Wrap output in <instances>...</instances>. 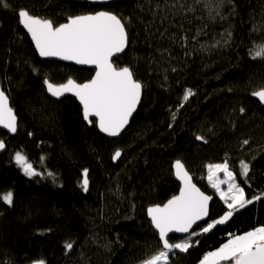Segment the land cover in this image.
Here are the masks:
<instances>
[{"label":"trees","instance_id":"16d2710c","mask_svg":"<svg viewBox=\"0 0 264 264\" xmlns=\"http://www.w3.org/2000/svg\"><path fill=\"white\" fill-rule=\"evenodd\" d=\"M20 10L54 25L101 11L124 22L129 46L114 64L132 70L144 95L120 139L94 120L89 128L74 98L48 95L45 80L83 84L95 72L42 60ZM262 44L264 0H0V90L20 121L16 135L0 130V194L13 193L11 205L0 201V264H142L163 249L147 213L180 191L176 161L215 197L210 222L228 209L207 183L208 165L226 162L253 202L208 233L198 227L194 246L174 250L169 264H199L231 236L264 226V106L253 95L264 90V58L252 54ZM17 152L40 175H26Z\"/></svg>","mask_w":264,"mask_h":264},{"label":"snow or ice","instance_id":"6c2138e0","mask_svg":"<svg viewBox=\"0 0 264 264\" xmlns=\"http://www.w3.org/2000/svg\"><path fill=\"white\" fill-rule=\"evenodd\" d=\"M4 7H7L6 3ZM18 15L20 23L31 34L41 57H59L81 65L96 66L95 77L87 83L79 84L69 79L60 85L48 80H45V84L54 97L73 93L82 103L85 120L91 123L89 118L97 117L101 131L110 136H119L140 102L143 87L134 78L129 67L117 68L113 64V57L118 58V54L123 53L128 44L124 22L116 14L104 11L70 16L67 23L60 25H54L49 19L34 16L27 10H20ZM252 54L254 57L264 58V44L257 45ZM192 95L194 93L190 89L186 90L184 100L187 101ZM253 95L264 102V90L254 92ZM243 111L241 108V112ZM0 125L12 133L17 131L16 116L3 91H0ZM196 138L204 139L201 136ZM243 143L247 144L248 141ZM4 147V142L0 140V149ZM120 156L121 152L117 151L113 158L119 159ZM15 161L26 175H40L26 155L17 152ZM174 167L175 175L183 182L180 195L173 197L163 207L157 205L148 209L151 222L159 231L163 249L142 264H169L170 254H174V250L188 252L194 246L191 236L197 234L193 225L208 216V204L212 197L205 195L192 183V177L180 161H176ZM221 172L225 174V180L219 178ZM248 172V164L242 162L241 174L247 176ZM83 177V188L87 191V170H84ZM208 180L212 187L219 191L228 211L222 218L203 226V233L212 231L217 225L225 224L234 212L253 202L252 199L246 198L244 188L237 184L236 174L229 169L226 162L208 165ZM221 184L228 185L226 192L220 189ZM255 199L259 200L260 197ZM0 201L11 205L13 193L9 191L0 194ZM169 233H186L189 236L181 242L170 243ZM73 247L74 242L65 243L66 251H71ZM34 264H45V261L40 260ZM201 264H264V226L243 235L233 236L220 248L205 255Z\"/></svg>","mask_w":264,"mask_h":264},{"label":"water","instance_id":"95a60500","mask_svg":"<svg viewBox=\"0 0 264 264\" xmlns=\"http://www.w3.org/2000/svg\"><path fill=\"white\" fill-rule=\"evenodd\" d=\"M78 1H79V2H83V3H84V2H87V3L91 4V5H100V6H105V5H107V4H110V3L116 2V0H78ZM109 13H110V12H109ZM20 27H22V28L24 29V31L26 32V34L28 35V37H30L33 46L36 48L35 43H34L32 37H31V34L27 32V30L24 28V26H23L21 23H20ZM127 33H128V32H127ZM128 46H129V42H128V44H127V46H126L124 52L118 54V57L121 56V55H123V54H125V52H126L127 49H128ZM36 51H37L38 56H39L42 60H44V61H45V60H51V61H55V62L58 61V62H61V63L65 64V65L68 64V65H72V66L79 67V68H83V69H87V70L90 69V70H92V71L95 72L94 75L96 74L97 69H96V66H95V65H81V64H77L75 61L62 60V59H60L59 57H41V56L39 55V52H38L37 48H36ZM115 58H117V57H113V64H114V59H115ZM114 65H115V64H114ZM115 66H116V65H115ZM94 77H95V76H94ZM90 81H91V80H90ZM88 82H89V81H88ZM79 84H80V83H79ZM142 86H143V85H142ZM45 89L47 90V86H46V84H45ZM0 91H2V90H0ZM3 92H4V91H3ZM47 93H48V95H49L52 99H54L55 101H60V100H63V99H65V98H68V97L74 98V99L77 101V103L81 106V108L83 109L82 103L80 102L79 98L76 97L73 93H65V94H64L63 96H61V97H54V96H52L51 93H50L48 90H47ZM5 95L8 97V95H7L6 93H5ZM143 95H144V94H143V87H142V90H141V97H140V102L138 103L135 112H133L132 116L129 118V123H128V125H126L125 129L120 133L119 136H115V137H114V136H110V135H108L107 133L101 131L100 128L98 127V118H97V117H90L89 119H90L91 121H93V120L96 121V128H98L99 133H100L101 135H103L104 137L109 138V139H111V140H112V139H120L121 136L123 135V133H124L129 127H130L129 125H130V123H131V121H132L134 115H135V114L137 113V111L139 110V108H140V106H141L140 104H141L142 99H143ZM254 99H256L257 102L261 103V105L264 106V102H261L260 99H259L257 96H254ZM8 104H9V107L12 108V110H13L15 116H16V124H17V130H18V127H19L20 121L18 120L17 115H16V112L14 111V109H13V107H12V105H11V101L9 100V97H8ZM83 118H84V115H83ZM85 122L88 124L89 128H91V127L93 126V122L89 123V121H87V120H85ZM0 130L3 131V132H5V133H9V134L12 135V136L17 134V131H16L15 133H12V132H10L8 129L4 128L2 125H0ZM4 144H5V147H4V149H0V154L5 153V152L7 151V144H6V143H4ZM119 159H120V158H119ZM119 159H115V161L117 162ZM180 162H181V161H180ZM181 163H182V162H181ZM182 164H183V163H182ZM174 165H175V164H174ZM174 165H173V166H174ZM183 165H184V164H183ZM184 167H185V169L187 170L186 166H184ZM187 171H188L189 175L192 177V183L195 184L196 187H197L201 192H203L205 195L209 196L208 194H206V193L201 189L200 186H197V184L195 183V180H194V176L191 175V173L189 172V170H187ZM173 172H174V177H175L177 183H179L180 191H179L178 194L176 195V196H179L180 193H181V190H182V188H183V182H182L180 179H178L177 176L175 175V167L173 168ZM176 196H175V197H176ZM210 197H212V199L209 201V204H208V216H207L204 220H202V221H198L196 225H193V230H194V231H195L198 227H201V225H206L208 222H210V219H211V217H210V215H211V208H212V204H213V202H214V200H215V197H214V196L210 195ZM170 200H171V199H170ZM166 204H167V203H166ZM159 206H160V205H159ZM163 206H164V205H163ZM163 206H161V207H163ZM149 208H151V207H149ZM149 208H148V209H149ZM147 216H148V219L151 221V217L148 215V213H147ZM151 223H152V222H151ZM152 224H153V223H152ZM153 227H154V230H156V232H157V234H158V236H159V231H158V229L155 228L154 224H153ZM188 236H189V234H186V233H169V237H170V238L176 237V238H180V239H181V238H185V237H188ZM159 241H161L160 236H159ZM161 242H162V241H161ZM170 243H171V241H170ZM162 247H163V244H162Z\"/></svg>","mask_w":264,"mask_h":264},{"label":"rangeland","instance_id":"374dc122","mask_svg":"<svg viewBox=\"0 0 264 264\" xmlns=\"http://www.w3.org/2000/svg\"><path fill=\"white\" fill-rule=\"evenodd\" d=\"M207 175H208V174H207ZM219 178H220L221 180H225V179H226V176H225V174H224L223 172H221V173H219ZM207 183H208V185H211V182H210L209 180L207 181ZM211 187H212V185H211ZM212 188H213V187H212ZM220 189L226 192V191L228 190V185H227V184H221V185H220ZM213 190H214V192H215V195H216V196H217V197H218V198L224 203V201L220 198L219 191H218L216 188H213ZM245 196H246V194H245ZM248 205H250V204H248ZM248 205H246V206H248ZM246 206H245V207H246ZM223 216H224V215H223ZM232 217H233V216H232ZM219 219H220V218H219ZM231 219H232V218H231ZM231 219H230V220H231ZM216 220H218V219H216ZM230 220H229V221H230ZM213 221H215V220H213ZM211 222H212V221H211ZM227 222H228V221H227ZM227 222H226V223H227ZM244 234H245V233H244ZM233 236H236V235H233ZM233 236H231V238H232ZM231 238H230V239H231ZM228 241H229V240H228ZM228 241H227V242H228ZM227 242H225V243H227ZM225 243H224V244H225ZM219 248H220V247H219ZM215 250H217V249H215ZM215 250H213V251H215ZM207 254H208V253H207ZM207 254H206V255H207ZM203 258H204V257H203ZM202 260H203V259H202ZM161 264H163V262H161ZM199 264H201V262H200Z\"/></svg>","mask_w":264,"mask_h":264}]
</instances>
